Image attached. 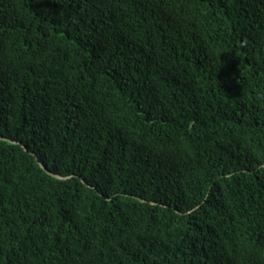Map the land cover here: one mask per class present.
Wrapping results in <instances>:
<instances>
[{
	"label": "trees",
	"instance_id": "1",
	"mask_svg": "<svg viewBox=\"0 0 264 264\" xmlns=\"http://www.w3.org/2000/svg\"><path fill=\"white\" fill-rule=\"evenodd\" d=\"M0 264H264V0H0Z\"/></svg>",
	"mask_w": 264,
	"mask_h": 264
},
{
	"label": "water",
	"instance_id": "2",
	"mask_svg": "<svg viewBox=\"0 0 264 264\" xmlns=\"http://www.w3.org/2000/svg\"><path fill=\"white\" fill-rule=\"evenodd\" d=\"M1 140H3V139H1ZM41 166H42V168H43L48 174H50V175L53 176L54 178L59 179V180H66L65 178H63V177H61V176H57V175L51 173V172H50V171H49L44 165L41 164Z\"/></svg>",
	"mask_w": 264,
	"mask_h": 264
}]
</instances>
